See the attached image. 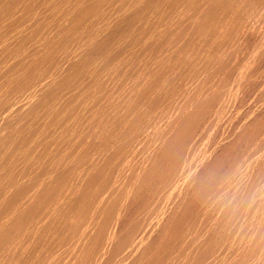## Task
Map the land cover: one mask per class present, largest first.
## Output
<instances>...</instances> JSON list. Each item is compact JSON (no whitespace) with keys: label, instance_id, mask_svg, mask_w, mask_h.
I'll return each mask as SVG.
<instances>
[{"label":"bare ground","instance_id":"obj_1","mask_svg":"<svg viewBox=\"0 0 264 264\" xmlns=\"http://www.w3.org/2000/svg\"><path fill=\"white\" fill-rule=\"evenodd\" d=\"M0 264H264V0H0Z\"/></svg>","mask_w":264,"mask_h":264}]
</instances>
